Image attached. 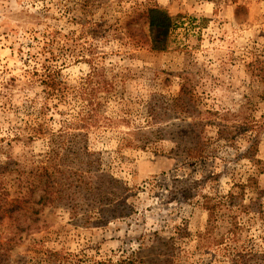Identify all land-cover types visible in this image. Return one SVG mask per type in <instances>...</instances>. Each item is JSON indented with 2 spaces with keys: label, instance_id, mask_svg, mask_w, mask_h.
<instances>
[{
  "label": "rangeland",
  "instance_id": "374dc122",
  "mask_svg": "<svg viewBox=\"0 0 264 264\" xmlns=\"http://www.w3.org/2000/svg\"><path fill=\"white\" fill-rule=\"evenodd\" d=\"M0 264H264V0H0Z\"/></svg>",
  "mask_w": 264,
  "mask_h": 264
},
{
  "label": "trees",
  "instance_id": "16d2710c",
  "mask_svg": "<svg viewBox=\"0 0 264 264\" xmlns=\"http://www.w3.org/2000/svg\"><path fill=\"white\" fill-rule=\"evenodd\" d=\"M52 77H53V75H52ZM53 88H54V86H53ZM181 93H183V92L181 91ZM250 149L252 151L255 149V147L253 145H251ZM52 182L53 181H51L49 184H47L45 189H43V194L40 196L39 200L37 201V204L41 207H44L46 205L55 204L57 201L63 200V199H61L60 184L59 185L55 184L56 188H54V187H52L54 185ZM4 212L10 213L11 212V205H10V210L7 208ZM37 212H38V210H35V213H37Z\"/></svg>",
  "mask_w": 264,
  "mask_h": 264
}]
</instances>
